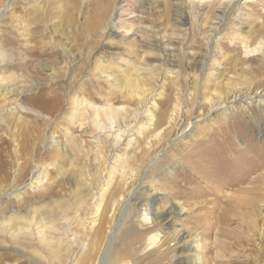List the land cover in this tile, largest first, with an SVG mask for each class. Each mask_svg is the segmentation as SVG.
Wrapping results in <instances>:
<instances>
[{"label": "rangeland", "instance_id": "obj_1", "mask_svg": "<svg viewBox=\"0 0 264 264\" xmlns=\"http://www.w3.org/2000/svg\"><path fill=\"white\" fill-rule=\"evenodd\" d=\"M150 2L0 0V264H264V0Z\"/></svg>", "mask_w": 264, "mask_h": 264}, {"label": "bare ground", "instance_id": "obj_2", "mask_svg": "<svg viewBox=\"0 0 264 264\" xmlns=\"http://www.w3.org/2000/svg\"><path fill=\"white\" fill-rule=\"evenodd\" d=\"M143 3H151L150 0H142ZM150 5V4H149ZM114 25V24H113ZM115 31H116V27L114 28ZM117 34L120 33V31L116 32ZM195 65V63H194ZM3 68H6L4 66H0V74L3 73L4 71L2 70ZM209 77V76H208ZM21 87V86H20ZM0 89L2 91V98H5V99H8L9 96H11V94H14V93H18V94H21L22 93V89H20L18 86H13L12 88H5L2 86V84H0ZM87 105V104H86ZM91 109V108H90ZM50 143L51 145H54L56 144V141L53 139L50 140ZM91 143V146L92 148H95L97 146V144L99 143V141H90ZM66 149L67 146H66ZM71 151V150H70ZM18 152V151H17ZM19 163V161L17 162ZM18 170V169H17ZM39 171V170H38ZM36 169L34 170V173H33V179L36 181V183H38V179L40 178V176H36V172H38ZM44 171V170H43ZM42 171V172H43ZM41 173V172H40ZM41 175V174H40ZM43 175H44V172H43ZM34 186V185H33ZM10 189H13L12 193L15 192V194L18 196H22V195H26L27 193L22 189L20 188L19 186H12ZM140 189V188H139ZM156 190V188H154ZM144 186L141 187V191L138 193L137 195H135L134 197H131V202L132 204L136 203V204H140L142 207L145 206V204H147L144 199ZM8 194H11V193H8ZM133 200L134 203H133ZM150 200L152 202V204L149 205V207L146 205L145 207H143L144 209V213H143V219L144 220H148L150 218H152V221H150L151 223H155V224H158L160 223L161 221L159 220V214L157 212H153L152 208L155 206V203L157 202L158 200V197L157 196H151L150 197ZM0 203H1V199H0ZM1 205V204H0ZM178 205V206H177ZM174 204V206L168 211V213L166 214L168 217L170 216H173V215H178L180 213L183 212V208L182 206H180L179 204ZM27 210V213H31L29 208L26 209ZM153 213V216H150L152 215ZM7 218L10 219V222L12 221V225L11 223H7L8 225H10V228L14 225V224H17V222H15L14 220H17L19 222V220L17 218H19V215H18V211L13 208L11 212H9L7 215ZM5 217H2V220H4ZM149 221H146L147 223H150ZM5 224H3V222L1 221L0 222V238H8L10 235L7 234L8 230L10 229H7L6 226H4ZM172 229H169V230H166L163 232V235H161L160 233H156L152 236L149 237V244L148 245H151V246H154L156 247L159 243V237L160 235L162 237H169V238H172V240H175L176 242L178 241L181 245V251H189L191 252L186 258H181V259H178V264H200V257H199V250H200V241L198 239V235H195L193 236L190 240L188 241H185V233L182 232V230L180 229H177V228H173V226H171ZM103 232V228L102 227H99V229L97 228L96 230V233H95V236L97 238V236H99L101 233ZM24 241L21 243V245H25V246H28L27 245V238L24 236ZM112 239L110 240L109 244H107V250L105 249L104 251V256L105 257L107 255V252L108 250L110 249V246L112 244ZM163 239V238H162ZM263 241V240H262ZM103 261V259H102ZM104 262V261H103Z\"/></svg>", "mask_w": 264, "mask_h": 264}]
</instances>
